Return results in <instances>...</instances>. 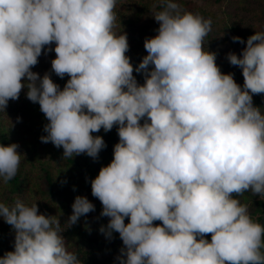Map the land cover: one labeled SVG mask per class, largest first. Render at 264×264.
<instances>
[{
  "label": "clouds",
  "instance_id": "9594fccd",
  "mask_svg": "<svg viewBox=\"0 0 264 264\" xmlns=\"http://www.w3.org/2000/svg\"><path fill=\"white\" fill-rule=\"evenodd\" d=\"M116 7L117 0H0V113L26 89L48 121L41 142L62 148L64 158L95 160L106 145L93 133L116 126L112 160L90 184L109 218L99 231L122 241L118 264H264V226L235 198L264 197V112L253 105V95L264 94V32L232 37L245 44L226 57L241 69V86L205 50L211 18L155 0L159 26L134 69L126 33L114 31ZM42 51H54L51 71L69 77L63 89L31 70ZM18 147L0 144V184L18 173ZM71 208L67 228L95 210L84 196ZM0 219L14 232V250L0 264H81L59 217L38 213L36 203L0 202Z\"/></svg>",
  "mask_w": 264,
  "mask_h": 264
},
{
  "label": "trees",
  "instance_id": "16d2710c",
  "mask_svg": "<svg viewBox=\"0 0 264 264\" xmlns=\"http://www.w3.org/2000/svg\"><path fill=\"white\" fill-rule=\"evenodd\" d=\"M210 1L217 4L220 0ZM177 2L181 4L184 10H186L185 6L193 5L191 0H177ZM154 3L155 0H117V7L115 9L117 21L114 31L118 34L121 32L126 33L129 45L126 55L130 58V63L134 69L142 58L137 57L133 53L132 46L134 39H130L129 35L134 31L127 29V27H135L139 30L136 32L149 31L150 33L152 31L155 36L159 25L151 16ZM156 10H160L159 7ZM202 17L208 19L205 16ZM122 25L127 26L124 30H119V26ZM255 32H264V30H255L249 22H245L243 19L227 22L221 28H217L212 23L211 31L204 39V47L205 50L211 51L217 44L220 46L219 51L225 50L226 52L236 47L238 52L241 53L245 44L234 42L232 37H240L246 41ZM137 42L141 45L140 39ZM54 46L52 44L47 47L54 48ZM45 54L47 53L42 51L38 59L42 58ZM216 64L222 73L233 74L235 82L241 86L243 85V76L239 67L233 65L226 66L222 63ZM133 76L139 84H143L144 76L141 73L134 71ZM68 78L67 75L62 78L61 89H63ZM256 98L260 102L256 101ZM261 98H263V94L253 95V105L260 107V103L264 100V98ZM37 115L40 118L36 120L35 124L30 123L26 125L25 131L31 132L32 136L39 134V141L28 139L25 137V134L18 136L17 133L19 131L13 125L12 127L0 129V144H18L17 151L24 156L21 158L17 175L6 184H0V202L11 205L19 199L28 205L36 203L38 213L59 217L62 230L61 235L65 239L66 247L70 252L77 255L81 264H118L116 257L120 254V249L123 247L122 241L118 233L113 232L112 237L109 239L99 231L102 225L107 224L109 218L100 215L102 205L97 198L91 195L90 184L91 179L95 178L99 169L102 166H107L112 160L113 146L119 139L116 126L108 132H104L101 129L99 132L93 133L94 136H101L106 145L99 152L95 160L86 154L64 158L63 149L58 148V150L50 142L52 147L48 146V152L43 151L44 143L41 142L40 137L46 135L43 129L48 121L41 111ZM44 153L49 154L48 156H44ZM76 196L86 197L94 205L95 210L81 216L76 224L67 228L66 221L71 215V205ZM235 198L239 199L241 204L247 205L251 219L254 222H258L264 208V197L253 196L248 191ZM127 222V218H125V223ZM154 223L158 224L160 222L156 221ZM9 228L11 226L0 219L1 247L7 248L5 246L9 242V246L11 245L14 232L13 234L7 233ZM205 238L210 240V234Z\"/></svg>",
  "mask_w": 264,
  "mask_h": 264
},
{
  "label": "rangeland",
  "instance_id": "374dc122",
  "mask_svg": "<svg viewBox=\"0 0 264 264\" xmlns=\"http://www.w3.org/2000/svg\"><path fill=\"white\" fill-rule=\"evenodd\" d=\"M193 5H187L184 8L193 14H199L201 16H205L207 18H211V21L214 26L217 28H221L224 24L231 21H239L244 20L245 22H249L255 30L263 31L264 30V1L262 0H220L217 4L212 3L210 0H191ZM241 3V4H240ZM194 11V12H193ZM196 12V13H195ZM127 25L119 26V30H124ZM129 30H133L132 34L129 35L130 39H134L132 50L133 53L139 57L143 58L145 56L146 50L143 47V42L146 38L153 37L154 34L152 31H139L135 27H127ZM142 33V34H141ZM139 36V37H138ZM141 41V45L137 42V40ZM219 45H215L213 50L209 52H214L216 54L215 63H222L226 66H232L227 60V54L235 53L238 56L241 54L238 52V49L235 47L233 49L219 51ZM225 51V53H223ZM55 58L54 51H49L47 54L43 55L42 58L38 59V63L31 69L33 72L39 74V76H43L45 73L50 75V78L56 83L59 87L62 86V79L57 77L55 73L51 71V60ZM26 89L22 90L19 98L17 100H9L7 108L5 109V113H0V129H5L13 125L17 131L18 136L25 134V137L34 141H39L38 135L29 131H25V126L28 124H35L36 120L40 117L37 113L40 112L39 105L37 103H33L26 98L25 95ZM264 98V94H263ZM261 98V99H263ZM256 101L260 102L258 98ZM261 111L264 112V100L260 103ZM19 122H17V118ZM11 121V122H10ZM29 129V128H28ZM45 133V132H44ZM17 141V140H16ZM19 143V141H17ZM48 146L52 147L50 143H44V150L48 152ZM21 149V148H19ZM58 149V148H57ZM59 150V149H58ZM44 156H48L49 153H44ZM25 166V165H24ZM26 167V166H25ZM9 234H13L12 228L8 229ZM10 243V242H9ZM5 246L7 248L1 247L0 245V256H3L4 253L8 251H13V243L14 237L11 240V245Z\"/></svg>",
  "mask_w": 264,
  "mask_h": 264
},
{
  "label": "water",
  "instance_id": "95a60500",
  "mask_svg": "<svg viewBox=\"0 0 264 264\" xmlns=\"http://www.w3.org/2000/svg\"><path fill=\"white\" fill-rule=\"evenodd\" d=\"M258 222H259L262 226H264V208H263V210H262V213H261V215H260V218H259Z\"/></svg>",
  "mask_w": 264,
  "mask_h": 264
}]
</instances>
